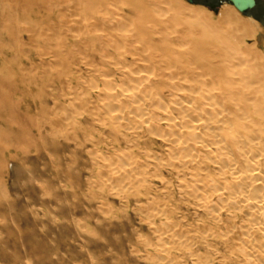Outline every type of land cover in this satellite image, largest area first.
<instances>
[{
    "label": "bare ground",
    "instance_id": "bare-ground-1",
    "mask_svg": "<svg viewBox=\"0 0 264 264\" xmlns=\"http://www.w3.org/2000/svg\"><path fill=\"white\" fill-rule=\"evenodd\" d=\"M190 6L185 0H0V78L6 73L5 66L15 64L18 58L7 56L5 49L8 42L19 47L33 46L35 50L44 34L58 33L62 26L69 29L68 25L72 24L65 21L66 12H81H73L77 17L82 16L81 21L77 22L79 27H70V34L66 35L65 32L64 39H61L64 32L59 33L64 55L72 59L85 53L90 57L88 59L92 61L96 79L93 77L91 81V90L95 91L86 92L92 101L89 111L97 124L102 122L108 128V122L111 125L115 122V131L121 128L127 130L128 133L123 136L119 133L127 143L125 149L119 146L114 150L112 147L113 157L116 152H122L123 155L129 154V160H134L133 164L128 162L124 165L126 159L123 160L121 154L114 159L111 157L113 160L105 156L100 158L99 154L97 162L94 161L95 167H104V170H100L106 171L100 173L107 178L104 180L105 177L100 174L99 183L102 179L104 181L101 187L105 188V181L107 185L110 183L109 186L115 187L124 180L131 182L128 178L133 172L140 176L138 181L136 174H133L138 186L149 183L147 179H152V173L156 174H153L154 178L168 185L171 180L165 178L164 172L167 171L180 183L183 195L188 202L193 201L205 222L199 234L196 229L184 228L188 231H182L181 226L176 229L178 225L173 222L171 225L174 226L169 230H173L174 240L188 235V247L184 245L192 256H197L195 253L201 249L205 253L216 250L221 253L220 257L221 251L229 256H226L228 260L224 264H264V31L257 19L249 16L243 19L232 4L224 3L217 18L203 6ZM68 15L71 16V12ZM80 24L85 27L83 25L81 28ZM24 33L29 35L26 40L23 39ZM49 48L39 49L40 62L24 51L22 56L29 64L12 67L17 66L21 72L33 74L38 70L44 73L60 69L72 72V67L66 68L67 63L65 65L60 61L63 64L55 66L52 61L47 64L42 59L51 55ZM103 62H107V68H114L109 69V73L107 68L100 70ZM79 69L73 72L81 74L82 69ZM102 72L106 74L101 76ZM97 76L105 78L102 80ZM77 79L75 82L81 81ZM100 80L104 81L103 89ZM21 81L17 83L24 84L26 79ZM2 83L18 85L4 80L0 81V87ZM3 95L5 92L0 89V96ZM55 118L56 122L51 126L54 125L53 130L55 127L61 130L63 122ZM45 122L50 124L52 121L46 118ZM129 131H132V136ZM155 140H159V144ZM155 145L162 150L156 152L158 158L152 155L153 162L142 159L141 155L147 157L149 153L155 154L152 149ZM0 159L2 162L3 159ZM108 161L111 163L107 164ZM133 178H130L132 182ZM152 220L156 221V218ZM163 228L155 229L159 239L165 233ZM152 248L155 249V246ZM208 262L212 264L211 260Z\"/></svg>",
    "mask_w": 264,
    "mask_h": 264
},
{
    "label": "rangeland",
    "instance_id": "rangeland-1",
    "mask_svg": "<svg viewBox=\"0 0 264 264\" xmlns=\"http://www.w3.org/2000/svg\"><path fill=\"white\" fill-rule=\"evenodd\" d=\"M185 1L189 7H191L190 5L205 7L215 18L218 17L224 3H227V0H199L197 4H190L188 0ZM258 2L259 7L252 10L250 13L243 14L241 12L239 13V11L238 13L243 19L246 16L257 19L264 31V0H258ZM70 12L71 16L68 15ZM70 12L65 13V21H67V24H72L68 25V27H79V23L77 22L81 21L82 16L79 15L77 17L75 15L81 14V12ZM79 17L80 20L78 19ZM83 25L84 24H82V27ZM62 28H64L63 30L66 29V31H62ZM69 29L62 26L59 28L58 33L53 32L56 35L52 34V32L50 34H48L49 32L44 34V37L38 40L37 50L34 48L37 52L33 50V46L32 48L31 46L19 47L13 42H8L5 49L9 58L13 56L17 58L18 56L17 61L21 58L19 62L16 61L13 65H21L29 64V61L24 59L26 57L22 56L24 55V51L30 53L36 62H38V60L40 62V57L38 56L39 49H45L48 46V48L50 47L48 50H51V55L46 56V58H44V56L42 59H44L47 64L52 61V64L55 66L67 63V65L65 64L66 68L68 66L72 67V69L70 68L72 72L69 70L68 72L71 73L68 74L67 71H63L59 68L60 70H53L51 72L53 74L44 73L42 70H38L39 72L35 71V74L32 72L23 73L17 66L12 67L13 65L7 64L5 66L6 70L4 69L6 73L0 78V81L9 80V82L17 83L26 79L27 82H25L27 85L25 83V85L17 83L18 85L15 86L10 84L3 85L2 83L0 87L1 91L5 92V95L0 96V156H2L0 158L3 159L2 162H5L2 163L0 161V163L3 164H0V264H211V262L207 263V261L210 260L212 264L226 263V260H228L226 256H229L226 255L224 251H221L222 257H220L221 253L216 250L207 251L208 253H205V251L201 249L199 252L200 254L195 253L197 256L193 255L195 257L194 260L191 255L192 252L187 249L189 244L188 241H190L188 235L187 237L184 235L183 239L178 240L180 243L184 242L183 244H180L176 239L174 240V236H172L174 233L171 232L173 230H169L170 227L172 228L174 226L171 225L173 222L178 225L176 229H180L181 227H183L181 229L182 231L196 229L198 234L200 230L203 229L202 227L205 225V222L200 210L193 205V201V204L188 202L186 196L183 195L184 193L180 189V183L173 179L167 171V174L164 172L165 178L171 180V183L168 185L162 184V180L154 178L153 174L155 173H152V179H147V182H149L146 184L147 186H138L139 183L138 185L136 184L140 176L138 175L137 177V172H133L134 176L136 174L138 181H136V177L133 178L134 176L132 174L130 178H133V182L132 179L128 178L131 182L124 180V182L122 181L123 185H116L117 189L114 185L109 186V182L107 185L106 181L107 189L104 184L105 188L101 187V183L104 181L102 179L103 182L101 181L99 183L98 179L101 180L100 177L106 170L103 171V165L101 166L103 168H100L103 170L95 167V162L99 159L96 160V157L99 154L100 158L105 156V158L110 160L116 158L117 154L118 156L121 154L120 156L123 157V160H127V162L125 160L126 163L124 162V165L128 164V162L133 164L134 160H129L127 158L129 155L127 152L128 155H123L122 152L120 154L116 152L115 157H113L114 151L112 147H114V150L119 146L125 149L127 143L126 141L124 142L122 136L128 133L127 130H121V128L115 131V128H117L114 126L115 122H112L114 127L108 122V128L105 127L106 124H101L102 122L97 124L98 122L92 117L93 113L91 114L89 111L92 108V101L90 97H87L89 94L87 95L86 92L89 91V93H91V91H95L91 90V81L93 77L96 79V75L93 74L94 72L92 71V61L88 59L90 57L85 53L78 54L75 57L76 59H71L70 56L64 55L61 39H64L66 35L70 34V32H68ZM59 33H63L61 39ZM57 35L58 38L56 37ZM71 35L74 34L72 33ZM27 38H29V35L24 33L23 39L26 40ZM249 43H251V41H249ZM54 45H56V47H53ZM18 47L19 50H17ZM65 60L67 62H65ZM71 60H73V62ZM103 63L100 70L106 69L108 66L107 62ZM1 65L2 61H0V67ZM9 65H11V67ZM77 68H80L79 70L82 69L80 72L81 74L73 72L76 71ZM112 68L109 66L107 72L109 73V69ZM14 70L15 73L13 72ZM54 71L56 74H54ZM62 72L66 73L63 75ZM100 74L102 76V74L106 73L102 72ZM7 75L11 77H8V79L6 78ZM35 75H37V78ZM47 75L50 76L47 77ZM22 76H25V78H22ZM101 76L97 77L104 80L105 77L101 78ZM77 77L81 80L80 82L83 81L81 86L79 81L75 82L78 80ZM73 79L74 81H72ZM102 80H100L102 83L101 89H103L104 83ZM83 88H85L84 92L82 90ZM42 105L48 106L41 107ZM84 108H87L91 115ZM67 110L68 112H66ZM85 113L88 114L84 115ZM46 118L50 119V122H52L50 124L46 123ZM54 118L62 120L63 125L60 127L61 130L59 128L57 129V127L53 130L54 125L52 127L51 124L56 122ZM77 118L79 119L77 120ZM102 125H104L105 128ZM127 127L128 125L126 124L125 128ZM60 131L64 132L61 133ZM110 132H112L113 135H109L112 134ZM64 133H66V135ZM119 133H121L122 136ZM129 134L132 136V131H129ZM91 137H93L94 140ZM111 137L113 138L112 141ZM155 141L156 143L159 142V140ZM152 149L155 151L156 156L152 154V152L149 153V158H147L148 156L141 155L142 159H151L150 161L153 162L154 157L158 158L156 152H161V148L155 145ZM93 151L94 153H92ZM152 155H154V157ZM111 157H113V159ZM106 163L109 164L111 161ZM97 171L99 174H97ZM103 176L104 175H102V177ZM106 179L105 177L104 180ZM134 180L136 182H134ZM152 181L153 184L151 183ZM119 186L121 189H119ZM135 186L136 188H134ZM125 187H127V189H125ZM111 188L114 190H109ZM147 191L148 193H146ZM153 194L157 195L156 197L158 198L154 197L155 195ZM141 207L143 209H141ZM162 211L166 212L163 213ZM153 212L158 214V217H154L156 214ZM161 213L165 215L164 218ZM153 218H156V221L152 220ZM160 226L166 228H163V232L165 233L159 239V235L155 232V229L158 227L160 228ZM179 226L181 227L179 228ZM196 240L199 239L197 238ZM184 244H186L187 247ZM141 245L144 247H141ZM157 245L159 247H157ZM154 246L155 249L152 248ZM174 246L177 248H174ZM164 251L167 252L165 253ZM201 253H204V257ZM200 255H202L201 257L203 259L200 258ZM206 256H208L209 260ZM220 259L222 262H220Z\"/></svg>",
    "mask_w": 264,
    "mask_h": 264
},
{
    "label": "water",
    "instance_id": "water-1",
    "mask_svg": "<svg viewBox=\"0 0 264 264\" xmlns=\"http://www.w3.org/2000/svg\"><path fill=\"white\" fill-rule=\"evenodd\" d=\"M188 2L197 4L199 0H188ZM227 3L234 5L239 12L248 14L256 8L258 0H227Z\"/></svg>",
    "mask_w": 264,
    "mask_h": 264
},
{
    "label": "flooded vegetation",
    "instance_id": "flooded-vegetation-1",
    "mask_svg": "<svg viewBox=\"0 0 264 264\" xmlns=\"http://www.w3.org/2000/svg\"><path fill=\"white\" fill-rule=\"evenodd\" d=\"M258 7H259V2H258V4H257V6H256V8H255V9H257ZM255 9H254V10H255Z\"/></svg>",
    "mask_w": 264,
    "mask_h": 264
}]
</instances>
